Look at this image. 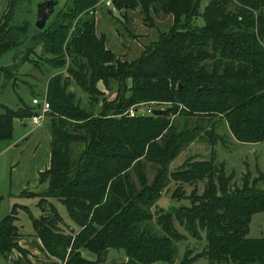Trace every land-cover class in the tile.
Instances as JSON below:
<instances>
[{"label":"trees","instance_id":"1","mask_svg":"<svg viewBox=\"0 0 264 264\" xmlns=\"http://www.w3.org/2000/svg\"><path fill=\"white\" fill-rule=\"evenodd\" d=\"M98 2L65 0L43 29L20 14L22 7L29 12L31 0H9L0 18V56L13 51L14 61L23 46L30 43V53L41 43L45 62L57 71L46 84L49 167L38 174L40 191L19 192L37 197L41 214L14 204L0 219V254L6 258L15 249L27 257L14 224L22 209L46 251L62 264H97L107 248L124 251L121 264H174L177 242L185 238L175 220L195 238L203 231L206 240L201 252L189 257L187 251L177 264L199 258L207 264H264V237L248 236L253 214L264 211V189L257 187L263 175H246L241 188L229 191L232 175L213 159L170 169L188 144L216 138L217 119L239 142L264 141V0H112L117 9L138 8L150 26L152 14L173 17L133 61L116 57L105 35L96 34ZM14 69L0 66L1 76ZM99 82L105 88L117 84L114 99ZM148 102L166 106L156 115L127 113ZM0 107V140L12 139L14 119L37 110ZM72 142L82 144L75 156ZM147 164L156 165L150 180ZM169 176L206 179L204 191H192L189 207L161 208L157 202ZM51 198L64 205L77 229L65 226ZM85 250L96 259L85 257Z\"/></svg>","mask_w":264,"mask_h":264},{"label":"rangeland","instance_id":"2","mask_svg":"<svg viewBox=\"0 0 264 264\" xmlns=\"http://www.w3.org/2000/svg\"><path fill=\"white\" fill-rule=\"evenodd\" d=\"M0 0V6L1 2ZM65 0H61L57 9L61 8ZM105 0H99L95 6L96 12H101L104 15V19L108 20V23H102L98 20V27L106 35L110 36L111 23L116 28L118 34L126 38V41L131 43H138L144 45L155 37L159 36L160 28L165 29L168 25L166 23V16H163L161 13L152 14L154 23L152 26L146 24L143 21V16L140 12H130L132 14V19L130 24L133 26L131 29L129 26V17L126 14L127 11L117 9L114 5L111 8L112 14H107L106 11H103ZM206 2V1H205ZM34 1L32 2L33 5ZM32 7V6H31ZM264 10V9H263ZM5 10L3 11V13ZM3 13H1L0 18ZM86 12L82 13V17L85 16ZM79 16L74 19L73 25ZM31 25V24H30ZM71 34V30L68 32V36ZM30 43L26 46H23L21 49L23 53L17 55L13 61L14 53L9 51L2 56H0V66H5L7 68H12L15 66V69L10 75H4L0 77V105L7 106L16 110L18 112L23 106H34L32 104V97L46 98V84L49 75L56 74V70L51 68L46 62L45 57L42 53L41 43L34 48L32 52H25V48H28ZM20 49V50H21ZM15 64V65H13ZM64 72V70H62ZM100 83V82H99ZM98 83V84H99ZM100 90L108 97V99H114L117 90V84L112 83L109 88H105L102 83L98 85ZM79 96L82 91H77ZM77 94V95H78ZM84 96V95H83ZM86 100L83 99L81 106L86 108ZM166 104L157 103V102H148L137 104L133 109H137L134 114L129 115H147L151 113L153 108H165ZM132 107V106H131ZM99 108L96 110L98 111ZM23 110V109H22ZM3 112V109L0 107V113ZM19 113V112H18ZM17 119V118H16ZM24 119V118H18ZM182 119V117H180ZM195 119V118H193ZM212 120H216L217 117H212ZM218 123L215 128L216 138L209 139H197L190 144H188L174 159L170 162V169L174 171L176 169L187 168L189 163L199 160H209L213 159L216 165L223 163L225 173L231 174L232 179L228 184L229 191H232L235 187L241 188L243 179L246 175L249 176L250 180L257 178L260 175H263L264 178V141L258 143H246L237 141L230 133L227 124L224 121L216 120ZM25 123L27 127H23L18 122L14 125V133L12 139L9 140L13 142L15 138L18 137L23 131V129L30 128V119L26 118ZM44 125L46 129L48 128V118L45 117L41 126ZM47 126V127H46ZM34 133H31L33 135ZM7 141H0V147L6 145ZM26 144V145H25ZM24 145V146H23ZM23 146L22 151L18 152V162L11 164V158L13 156L12 150H4L0 154V219L3 218L10 212V209L14 203H19L23 200L16 194L9 195L7 194L10 189V184H12L13 193L16 192V185L19 184L23 178L29 174V169L32 164V145L28 144L25 141L21 142L20 147ZM72 149V154L75 156L82 144L80 142H72L70 144ZM39 148L42 150L41 153V162L45 160L46 153L45 150L50 148V139L46 138L44 135L40 138ZM39 149V150H40ZM156 165L147 164L146 173L148 179H152L154 176ZM133 179L136 180L135 174H132ZM259 180L257 187L264 189V179ZM29 182V180L27 179ZM206 179L192 181V182H182L174 180L169 176L168 183L163 188L161 192V198L168 200L173 208L179 207H189L192 205V199L194 196L201 195L204 191ZM30 187V186H28ZM177 187H180L178 192L174 193ZM36 191L42 189L41 186L37 188H30ZM196 189L195 195L192 197V191ZM18 195V194H17ZM35 200V199H34ZM34 200L24 199L23 201L29 205L32 204ZM55 205L58 207L59 212L62 216H68L66 208L63 204L55 200ZM36 204V201L35 203ZM32 204V205H34ZM31 205L32 213H39L40 209H34ZM18 213V211H17ZM37 215V214H36ZM17 220V219H16ZM20 223L23 225L24 231L32 229L31 221L26 212L22 211L20 213ZM14 224L18 227V223L15 221ZM175 227L177 230L185 236L184 239L177 242L178 252L176 255L175 263L177 264L184 254L189 251V257H192L199 252H201L206 247V240L204 238V232H200L201 238L193 237L188 230L185 229L183 225H180L177 220L174 221ZM249 237L259 238L264 237V211L257 212L253 214L251 222L249 224ZM110 252H117L119 254H124L122 249H109ZM83 255L87 258L95 257V254L85 250ZM156 264H166V263H156ZM190 264H207L206 258H199L196 261Z\"/></svg>","mask_w":264,"mask_h":264},{"label":"crops","instance_id":"3","mask_svg":"<svg viewBox=\"0 0 264 264\" xmlns=\"http://www.w3.org/2000/svg\"><path fill=\"white\" fill-rule=\"evenodd\" d=\"M8 1L9 0H3L1 2L0 15L6 9ZM60 2H61V0H60ZM60 2H59V4H60ZM108 9H111V7L108 8L105 6V7H103L102 10L106 11V13H107ZM135 11L140 12L139 9L137 8L134 10L127 11L126 14L128 15L130 12H135ZM111 14H112V12H111ZM128 17H129V25H131L130 22L132 19V14H129ZM165 18H166V23L168 26L165 29L160 28L161 32L166 31L173 23V17L171 15H168ZM98 20H100L102 23H108V24H110V22L108 20L104 19V15L101 12L95 11V32L97 35L104 34L97 25ZM111 25L112 26H111L110 36L108 37L104 34L106 37V39H105L106 48L110 49L115 54V56L120 58L121 60L133 61L136 58H138L140 56V54L142 53V51L144 49V45H146V43H144V45L140 46V44H138V43H134V42L131 43V42L126 41L125 37L118 34V32L116 31V28L114 27V25L112 23H111ZM129 27L131 29H134V28H132L133 27L132 25ZM157 38H158V36L155 37L154 39L150 40L149 42L154 41ZM98 85H100V83ZM32 98H34V97H32ZM28 119H30V118H28ZM25 121H26V119H21V120L18 118L14 119V125L16 122H18L23 127H27V123H25ZM43 126L44 125L35 126V125L30 124V128L29 129H26V128L23 129L22 133L20 135H18V137L15 138V140L13 142H10L9 140H5V141H7L5 143L6 145L0 147V154L2 153V151L6 150V149L12 150L13 156L11 158L12 159L11 164H13L15 162H18V164H19L17 153L22 151L23 146H24L23 145L22 147H20L21 142L25 141L28 144L31 143V145H32V164H31V167L29 169V174L26 175L19 184L16 185V187H15L16 192L15 193H13L12 184H10V186H9L10 189H9L7 194H9V195L16 194V196H19L21 199L23 198V200L24 199L34 200L35 199L32 202V204H34L35 201L37 204V201H38L37 197L20 196L19 192L21 190H24V189L36 192V190L30 189V188H37L39 186V183H38L39 172H41L44 169L49 167V159H50L49 148L45 150L46 158H45V160H43L41 162L42 150L39 148L40 138L42 135H44L46 138L50 139L49 129L48 128L46 129ZM13 133H14V131H13ZM31 133H34V134L31 135ZM0 141H3V140H0ZM27 179L29 180V182L27 181ZM28 186H30V187H28ZM23 200L17 204L27 206L31 210L32 204L29 205V204L25 203ZM49 201H51L54 204L57 203V202H55V199H52V198L49 199ZM14 204H16V203H14ZM36 204L32 205V206H34L33 208L39 209ZM57 209H58V207H57ZM22 211H24V210L18 209L17 220H16V222L18 223V233H19L18 244L22 249H24L27 252V257L23 256L21 252L13 249L12 252L6 258L0 254V264H62L58 258L50 255L46 251V249L44 248L39 237H37L34 234L33 228L31 229V231L30 230L24 231L23 225L20 223L21 222L20 221V213ZM31 212H32V210H31ZM40 214H41L40 210H39V213H35V211H33L34 216H39ZM62 217L64 219L65 226H69L70 229H77V227L74 225V223L71 221V219L68 216H62ZM65 226H63V228L65 230H67V228ZM109 249H111V248H107L106 250L103 251V253L101 255V261L97 264H121V263L126 261L127 258L124 254H119L117 252H110ZM83 252H82V254H83ZM88 259L95 260L96 255H95V257H93V258L91 257Z\"/></svg>","mask_w":264,"mask_h":264},{"label":"water","instance_id":"4","mask_svg":"<svg viewBox=\"0 0 264 264\" xmlns=\"http://www.w3.org/2000/svg\"><path fill=\"white\" fill-rule=\"evenodd\" d=\"M60 0H40L34 6V16L36 18L35 26L39 29H43L49 22L50 18L55 13V10ZM112 10L108 9L107 14H111ZM1 77V73H0ZM162 111V108H153L151 113L156 115ZM157 205L161 208L167 209L170 203L165 198H160Z\"/></svg>","mask_w":264,"mask_h":264},{"label":"built area","instance_id":"5","mask_svg":"<svg viewBox=\"0 0 264 264\" xmlns=\"http://www.w3.org/2000/svg\"><path fill=\"white\" fill-rule=\"evenodd\" d=\"M104 4L108 8L113 7L112 0H105ZM32 104L37 106V110L30 117V122L32 125L39 126L43 123L46 117V112L49 110V104L45 97H42L41 99L36 98V97L32 98ZM135 110L133 109V106H132L128 109V112L130 114H134L135 112H137Z\"/></svg>","mask_w":264,"mask_h":264},{"label":"flooded vegetation","instance_id":"6","mask_svg":"<svg viewBox=\"0 0 264 264\" xmlns=\"http://www.w3.org/2000/svg\"><path fill=\"white\" fill-rule=\"evenodd\" d=\"M34 1V3H33V5H32V2ZM38 1H40V0H31V9L29 10V12H27L26 13V9H24L23 7L20 9V14L21 15H23V17H27V19H28V21L30 22V24L32 25V28L33 27H35V28H37L36 26H35V21H36V18H35V16H34V6H35V4L38 2ZM9 2V1H8ZM59 5V4H58ZM58 7V6H57ZM57 9V8H56ZM55 12H56V10H55ZM55 14V13H54ZM54 14H53V16H54ZM52 16V17H53ZM52 17L50 18V20L52 19ZM49 20V21H50ZM32 22V23H31Z\"/></svg>","mask_w":264,"mask_h":264}]
</instances>
